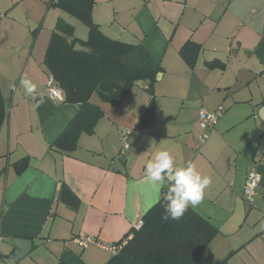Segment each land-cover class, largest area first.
I'll return each instance as SVG.
<instances>
[{"label": "crops", "instance_id": "obj_1", "mask_svg": "<svg viewBox=\"0 0 264 264\" xmlns=\"http://www.w3.org/2000/svg\"><path fill=\"white\" fill-rule=\"evenodd\" d=\"M92 1L101 37L140 45L159 70L118 105L93 93L89 103L103 113L93 132L58 151L53 145L80 105L48 97L45 57L58 22L81 46L90 30L58 0H0V264L14 239L30 242L20 264H108V252L73 238L114 245L129 235L168 191L167 182L145 180L162 150L176 167L191 162L212 178L203 201L189 207L217 230L202 263L264 264V0ZM24 78L45 97L39 108ZM219 105L223 114L201 144L198 111ZM251 169L260 183L248 204Z\"/></svg>", "mask_w": 264, "mask_h": 264}, {"label": "trees", "instance_id": "obj_2", "mask_svg": "<svg viewBox=\"0 0 264 264\" xmlns=\"http://www.w3.org/2000/svg\"><path fill=\"white\" fill-rule=\"evenodd\" d=\"M58 5L90 30V38L83 45L91 52H79L73 49L77 40L71 38V29L58 22L45 57V65L60 87L63 101L80 105L78 114L53 145L58 151H71L76 148L79 136L91 134L103 115L100 108L89 103L93 93L118 105L136 81H152L159 67L140 45L104 40L90 18L92 0H58ZM128 53H135L139 61L125 64L122 57ZM2 118L0 109V124ZM166 193L142 216L140 228L130 231L126 245L108 264H204L200 254L217 230L190 208L179 221L162 220ZM215 264H228L227 258Z\"/></svg>", "mask_w": 264, "mask_h": 264}, {"label": "clouds", "instance_id": "obj_3", "mask_svg": "<svg viewBox=\"0 0 264 264\" xmlns=\"http://www.w3.org/2000/svg\"><path fill=\"white\" fill-rule=\"evenodd\" d=\"M20 83L25 93L35 102L34 109L45 103L43 95L37 97L36 85L31 80L24 78ZM145 180L154 187H162L165 182L169 184L164 195V213L161 217L164 221H179L190 206L194 208L203 201L205 190L212 183V178L202 175L191 162L176 167L173 156L166 150L156 152L146 164Z\"/></svg>", "mask_w": 264, "mask_h": 264}, {"label": "built area", "instance_id": "obj_4", "mask_svg": "<svg viewBox=\"0 0 264 264\" xmlns=\"http://www.w3.org/2000/svg\"><path fill=\"white\" fill-rule=\"evenodd\" d=\"M1 16H2V13H0V17ZM45 89H46L48 97L51 98L53 101L58 102L61 100L62 91L52 76H49L47 78L46 83H45ZM223 111L224 109H223V106L221 105H219L213 111H207L205 109H200L198 111L197 123H198L199 128L204 131L199 136V141L201 144H204L206 142V140L209 137L210 132L213 130V128L218 123L220 117L222 116ZM119 141H120V145L123 148L128 147L127 134L120 133ZM259 183H260V176L257 174L255 170L251 169L247 174V178L243 186V199L248 204H251V202L253 201V197L259 186ZM141 224L142 223L140 220L135 224V226L132 229H139ZM130 237H131V234L127 235L123 240H121L120 242L114 245H105V244L100 243L93 236L82 234V235L74 237L73 242L78 247L83 248V249L90 247V246L100 248L108 252L110 256L113 257V256L118 255L121 252V250L126 245Z\"/></svg>", "mask_w": 264, "mask_h": 264}, {"label": "water", "instance_id": "obj_5", "mask_svg": "<svg viewBox=\"0 0 264 264\" xmlns=\"http://www.w3.org/2000/svg\"><path fill=\"white\" fill-rule=\"evenodd\" d=\"M75 51L90 53L91 50L88 47L76 44L74 46ZM148 80H138L135 85L139 88H148ZM15 250L7 255L3 260L2 264H20L21 259L26 255L29 250L30 242L22 239L13 240Z\"/></svg>", "mask_w": 264, "mask_h": 264}, {"label": "rangeland", "instance_id": "obj_6", "mask_svg": "<svg viewBox=\"0 0 264 264\" xmlns=\"http://www.w3.org/2000/svg\"><path fill=\"white\" fill-rule=\"evenodd\" d=\"M122 61L125 64H131V62H138L139 61V58L137 57V55L135 53L134 54L128 53V54H126V55H124L122 57Z\"/></svg>", "mask_w": 264, "mask_h": 264}]
</instances>
